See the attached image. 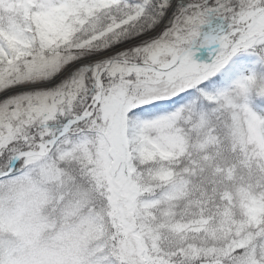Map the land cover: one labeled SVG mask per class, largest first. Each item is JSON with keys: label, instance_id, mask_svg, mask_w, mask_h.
Listing matches in <instances>:
<instances>
[{"label": "snow or ice", "instance_id": "6c2138e0", "mask_svg": "<svg viewBox=\"0 0 264 264\" xmlns=\"http://www.w3.org/2000/svg\"><path fill=\"white\" fill-rule=\"evenodd\" d=\"M0 264H264V0H0Z\"/></svg>", "mask_w": 264, "mask_h": 264}]
</instances>
